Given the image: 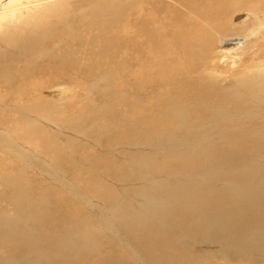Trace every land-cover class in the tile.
Wrapping results in <instances>:
<instances>
[{"label": "bare ground", "instance_id": "1", "mask_svg": "<svg viewBox=\"0 0 264 264\" xmlns=\"http://www.w3.org/2000/svg\"><path fill=\"white\" fill-rule=\"evenodd\" d=\"M0 264H264V0H0Z\"/></svg>", "mask_w": 264, "mask_h": 264}]
</instances>
